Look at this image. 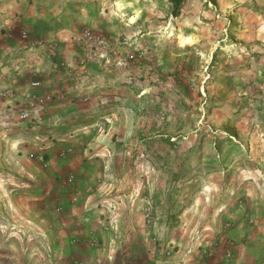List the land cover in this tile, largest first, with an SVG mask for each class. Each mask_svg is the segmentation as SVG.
<instances>
[{
    "label": "rangeland",
    "instance_id": "obj_1",
    "mask_svg": "<svg viewBox=\"0 0 264 264\" xmlns=\"http://www.w3.org/2000/svg\"><path fill=\"white\" fill-rule=\"evenodd\" d=\"M156 4L152 22L77 38L95 111L0 89V245L22 260L50 254L73 203L82 227L101 217L130 245L142 230L164 261L233 263L264 235V0H183L178 16Z\"/></svg>",
    "mask_w": 264,
    "mask_h": 264
},
{
    "label": "crops",
    "instance_id": "obj_2",
    "mask_svg": "<svg viewBox=\"0 0 264 264\" xmlns=\"http://www.w3.org/2000/svg\"><path fill=\"white\" fill-rule=\"evenodd\" d=\"M159 1L120 0L119 7L113 0H0V89L14 92L17 98H33L40 107L71 105L77 111H95L100 106L98 94L87 83L83 49L77 38L88 27L112 29L118 19L128 22L133 15L152 22L153 14L159 12ZM118 9L121 17H116ZM78 205L73 203L69 214L62 213L57 219L49 255H42L40 247H30L22 260L19 254L23 248L0 245V264H208L181 259L179 254L170 260L160 259L154 249L145 246L139 229L140 244H123L121 232L114 225L105 228L101 217L89 216L82 227ZM129 223L127 220L123 229H128ZM94 232L104 241L99 249L84 239ZM257 235H251L239 248L233 263L219 252L212 264H259L264 235ZM79 236L82 241L76 239ZM240 237L241 230L233 232V240Z\"/></svg>",
    "mask_w": 264,
    "mask_h": 264
},
{
    "label": "trees",
    "instance_id": "obj_3",
    "mask_svg": "<svg viewBox=\"0 0 264 264\" xmlns=\"http://www.w3.org/2000/svg\"><path fill=\"white\" fill-rule=\"evenodd\" d=\"M183 0H170V4L173 6L174 16H178L181 10Z\"/></svg>",
    "mask_w": 264,
    "mask_h": 264
}]
</instances>
